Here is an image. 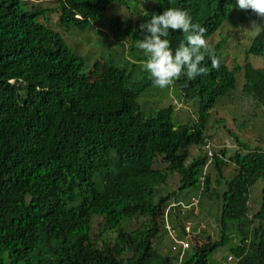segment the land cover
Wrapping results in <instances>:
<instances>
[{
	"label": "trees",
	"instance_id": "trees-1",
	"mask_svg": "<svg viewBox=\"0 0 264 264\" xmlns=\"http://www.w3.org/2000/svg\"><path fill=\"white\" fill-rule=\"evenodd\" d=\"M113 6L126 12L106 16ZM235 6L237 0H0V264H209L219 250L229 264H264V149L247 147L225 125L234 149L210 148L207 158L204 147L211 109L234 90L235 73L239 92L264 115V68L227 66L225 38L210 41L219 69L205 56L207 75L181 76L167 87L179 100H196L189 124L173 121L174 98L141 110L150 77L135 79L124 65L104 62L83 73V58L55 30L83 31L95 22L107 34L103 46L117 43L142 75L146 55L136 41L153 13L185 10L207 38ZM251 16L259 18L242 10L241 20ZM167 39L173 54L186 43L181 31L170 30ZM244 52L264 57L263 30ZM202 199L218 206L216 233L199 227Z\"/></svg>",
	"mask_w": 264,
	"mask_h": 264
},
{
	"label": "rangeland",
	"instance_id": "rangeland-1",
	"mask_svg": "<svg viewBox=\"0 0 264 264\" xmlns=\"http://www.w3.org/2000/svg\"><path fill=\"white\" fill-rule=\"evenodd\" d=\"M46 2L51 1H44V5H46ZM236 10L239 9L236 8L232 10L226 16L220 27L206 38L208 42L212 41L211 43H214L215 41L225 37L224 44L222 45L220 51L227 66H232L234 63L241 64L243 62V50L248 43L249 37L252 35V32L248 30L250 28L249 25H233L230 23L232 19L231 14H233V12ZM114 12H117V14H123L126 12V10L113 6L105 13V15L110 16ZM48 17L50 25H56L54 17L50 14H48ZM227 21H229V23H224ZM246 21H255L258 24L256 19H247ZM100 22L102 24L105 23L103 20ZM55 30L61 35L69 48L75 54L83 58L84 63L81 68L83 73H86L95 63L96 66H100L102 62H104L105 64L110 65H124L125 68L124 66L123 68L126 71L132 70V76L135 79L144 76L146 78L150 77L147 71L142 75H140V73L139 75H135L133 73L135 68H139L135 66L132 68L130 63L124 60L127 59L126 53L121 51V47H119L117 43L112 44L109 49L105 48L103 45L104 40L106 43L108 42L107 34L100 33V30L95 27V22H91L90 26L83 31H80L74 27H70L68 33H64L65 30L62 27L55 28ZM72 38L77 39V41L80 43L73 42L71 40ZM122 49H125V44ZM247 61L255 67H264V58L248 55ZM241 84V73H235L234 90L218 98L216 104L211 109L209 126L206 128V130L207 133H212V136L207 140V143H209V146L213 151L219 149L222 147V145L227 148L228 152L232 151V149L235 147L234 142L226 136V131L222 130L221 126L223 125L233 131L238 139L246 144L247 147L257 146L261 149H264V115H261V105H255L254 100L250 96L239 92ZM170 98L179 100L180 95L178 92H173L172 88H170V90H167V88L161 89L151 84L140 93L138 101L141 105V110L145 114H148L158 107L165 105L167 101L170 100ZM184 103L185 104L181 103L182 105H185L184 107H179L178 110L173 111L172 119L174 121L177 118L178 121H185L191 124L196 118L197 102L196 100H189L187 102L185 101ZM216 119H219L220 123H217ZM212 130L214 131L212 132ZM193 147V145L190 146L189 150H192ZM194 150L195 148L193 151ZM200 152L201 151L198 150L196 153L199 154ZM225 172L228 173L227 170ZM260 182L261 180H257L253 184L250 190V198L255 199L259 195L258 189L260 187ZM202 200V208L206 210V215L204 216L205 221H201L199 227L201 226L208 230L212 229L213 233H216L217 228L215 213L217 212L218 206L213 200H208L207 202H205L204 199ZM249 203H252L251 199L249 200ZM253 206L256 208L257 203H254ZM198 209V202L193 203V213L198 212ZM196 229L199 228L197 227ZM167 230V234L174 236L172 231L169 229ZM164 239L165 236H163L160 241H157V244L161 247V250L166 249L167 247L163 246ZM220 255V250L212 253L209 264H229L227 261H221L219 257Z\"/></svg>",
	"mask_w": 264,
	"mask_h": 264
},
{
	"label": "clouds",
	"instance_id": "clouds-1",
	"mask_svg": "<svg viewBox=\"0 0 264 264\" xmlns=\"http://www.w3.org/2000/svg\"><path fill=\"white\" fill-rule=\"evenodd\" d=\"M236 8L239 10L231 14L232 19L230 23L233 25L250 26L248 30L252 32V35L249 37L247 43L249 45V41L256 34L259 35L262 30L264 32L259 22V18L264 19V0H237V6L231 8L225 16ZM242 10H251L259 18L251 16L241 20ZM247 19H256L258 24L255 21L247 22ZM224 23H229V21ZM139 30L143 34V38L136 41V47L145 53L146 60L142 67L149 73L152 83L156 87L161 89L167 88L173 85L181 76H186L187 79L193 80L198 76L207 75L209 69L201 66L205 60V56L210 58L213 69H219L220 60L215 50L205 38L206 29L199 24L193 23L191 15L185 10L168 8L160 14L153 13L149 20L139 25ZM170 30L173 32L181 31L186 36V43H180L179 47L175 49L174 54L170 41L167 39ZM245 48L243 50V62L247 61L248 58V55L245 56ZM173 102L176 108L185 106L182 105L185 104V101L182 99L179 101L174 99ZM204 147L206 149V156L209 158L212 154L209 143H205ZM207 150L210 151L209 155L207 154Z\"/></svg>",
	"mask_w": 264,
	"mask_h": 264
},
{
	"label": "built area",
	"instance_id": "built-area-1",
	"mask_svg": "<svg viewBox=\"0 0 264 264\" xmlns=\"http://www.w3.org/2000/svg\"><path fill=\"white\" fill-rule=\"evenodd\" d=\"M207 154L208 155L210 154L209 150H207ZM185 230H187V228H185ZM181 244H182V247H186L187 246V243L185 241L181 242ZM229 258H230V256H227V259H229Z\"/></svg>",
	"mask_w": 264,
	"mask_h": 264
}]
</instances>
